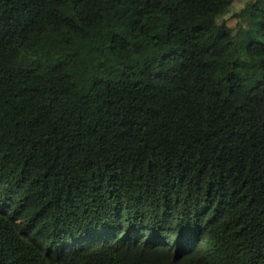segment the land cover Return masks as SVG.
<instances>
[{"label":"trees","instance_id":"obj_1","mask_svg":"<svg viewBox=\"0 0 264 264\" xmlns=\"http://www.w3.org/2000/svg\"><path fill=\"white\" fill-rule=\"evenodd\" d=\"M233 1L0 0V264H264V0Z\"/></svg>","mask_w":264,"mask_h":264},{"label":"rangeland","instance_id":"obj_2","mask_svg":"<svg viewBox=\"0 0 264 264\" xmlns=\"http://www.w3.org/2000/svg\"><path fill=\"white\" fill-rule=\"evenodd\" d=\"M252 0H234L233 4L230 7V10L228 14L225 16V18L228 19L229 24L232 27H235L237 25L238 19L234 17V14L236 11H239L241 8L245 7L248 2ZM241 50V48H240Z\"/></svg>","mask_w":264,"mask_h":264}]
</instances>
